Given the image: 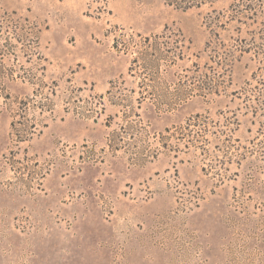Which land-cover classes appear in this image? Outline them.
<instances>
[{
  "label": "rangeland",
  "instance_id": "obj_1",
  "mask_svg": "<svg viewBox=\"0 0 264 264\" xmlns=\"http://www.w3.org/2000/svg\"><path fill=\"white\" fill-rule=\"evenodd\" d=\"M0 264H264V0H0Z\"/></svg>",
  "mask_w": 264,
  "mask_h": 264
},
{
  "label": "trees",
  "instance_id": "obj_2",
  "mask_svg": "<svg viewBox=\"0 0 264 264\" xmlns=\"http://www.w3.org/2000/svg\"><path fill=\"white\" fill-rule=\"evenodd\" d=\"M196 119L199 121V119H198V117H196ZM195 119V120H196ZM198 121H196V122H198ZM196 122H193V124H190V123H188V126H190V125H194V126H196V125H198V124H196ZM16 123H17V121H13L12 123H11V127H12V130H13V132L15 133V134H19L20 133V131L19 130H16V128H15V125H16ZM190 130V129H189ZM189 130H188V132H187V136L190 138V140H192V139H194V135L196 134V133H192L191 131L189 132ZM31 134H33L32 132H30V134H28V135H31ZM31 136H28V138H30ZM27 138V139H28ZM199 140H196V142H198ZM196 142H194V147H197V143Z\"/></svg>",
  "mask_w": 264,
  "mask_h": 264
}]
</instances>
